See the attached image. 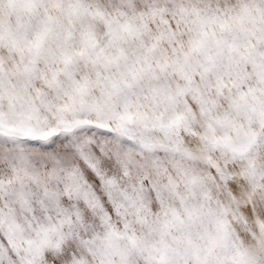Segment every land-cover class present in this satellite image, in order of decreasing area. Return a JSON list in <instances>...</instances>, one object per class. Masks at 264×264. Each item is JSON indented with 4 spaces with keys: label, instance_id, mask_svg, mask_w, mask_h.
<instances>
[{
    "label": "snow or ice",
    "instance_id": "snow-or-ice-1",
    "mask_svg": "<svg viewBox=\"0 0 264 264\" xmlns=\"http://www.w3.org/2000/svg\"><path fill=\"white\" fill-rule=\"evenodd\" d=\"M0 264H264V0H0Z\"/></svg>",
    "mask_w": 264,
    "mask_h": 264
}]
</instances>
